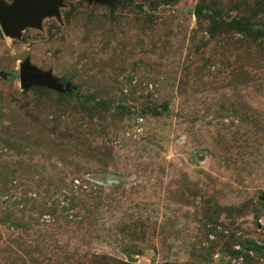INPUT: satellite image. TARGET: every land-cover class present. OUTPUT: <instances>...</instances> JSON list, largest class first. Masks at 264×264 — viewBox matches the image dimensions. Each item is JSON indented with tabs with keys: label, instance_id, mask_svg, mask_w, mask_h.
I'll return each instance as SVG.
<instances>
[{
	"label": "rangeland",
	"instance_id": "rangeland-1",
	"mask_svg": "<svg viewBox=\"0 0 264 264\" xmlns=\"http://www.w3.org/2000/svg\"><path fill=\"white\" fill-rule=\"evenodd\" d=\"M0 264H264V0L0 27Z\"/></svg>",
	"mask_w": 264,
	"mask_h": 264
},
{
	"label": "water",
	"instance_id": "water-1",
	"mask_svg": "<svg viewBox=\"0 0 264 264\" xmlns=\"http://www.w3.org/2000/svg\"><path fill=\"white\" fill-rule=\"evenodd\" d=\"M65 0H15L7 4L0 0V27L10 37H20L27 27H40L46 16H59V7ZM88 2H107L110 0H86ZM20 83L23 87L33 85L46 86L57 91H64L62 84L51 71H44L25 61L19 66Z\"/></svg>",
	"mask_w": 264,
	"mask_h": 264
}]
</instances>
